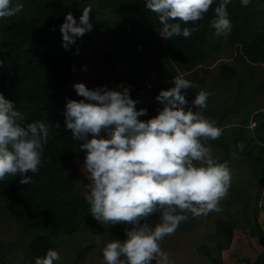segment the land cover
Wrapping results in <instances>:
<instances>
[{
    "label": "clouds",
    "instance_id": "obj_1",
    "mask_svg": "<svg viewBox=\"0 0 264 264\" xmlns=\"http://www.w3.org/2000/svg\"><path fill=\"white\" fill-rule=\"evenodd\" d=\"M230 3L219 0L215 6L214 18L208 22L213 30L210 39L230 35ZM240 3L248 6L250 0ZM213 4L214 0H145V8L157 15L162 26L159 34L166 40L198 32L197 22L205 19ZM23 7L20 2L13 5V0H0V18L12 17ZM91 12L90 6L83 8L79 22L71 12L65 15L59 31L66 51L93 30ZM189 23L193 26L182 27ZM75 54H79L78 46ZM173 82L174 87L161 90L155 98L162 108L143 121L138 118L146 116L147 110L137 109L138 101L126 86L117 91L75 83L73 88L82 99L66 101L65 127L76 141L83 142L80 148L86 153L83 170L92 183L85 200L91 216L104 224L130 225L125 240L113 239L101 249L105 264H173L161 242L190 218L221 212V201L231 187L229 162L215 159L203 143L217 140L223 132L204 114L210 93L200 90L189 106L186 90L193 87L192 82L180 76ZM23 119L15 103L0 93V181L19 176L20 184L27 185L32 182L28 173H38L43 165L52 127L45 121L22 124ZM236 148L242 152L244 144ZM154 215L158 222L149 223ZM59 260V253L49 248L45 255L35 257L34 264Z\"/></svg>",
    "mask_w": 264,
    "mask_h": 264
},
{
    "label": "trees",
    "instance_id": "obj_2",
    "mask_svg": "<svg viewBox=\"0 0 264 264\" xmlns=\"http://www.w3.org/2000/svg\"><path fill=\"white\" fill-rule=\"evenodd\" d=\"M17 2L24 5L19 13L0 18V93L15 103L16 110L24 117L22 124L45 121L50 124L52 131L42 154L43 165L39 172L28 173L32 182L22 185L19 182L21 177L8 176L0 181V195L9 197L13 207L11 216L26 233L23 249L27 264H34L35 257L45 255L49 248L54 250L52 237L78 232L82 223L91 217L90 205L85 200L90 183L83 176L87 192L82 193L75 184L72 170L75 149L81 141H76L71 131L66 129L63 116L68 99L78 101L82 98L76 94L73 85L77 83L74 75L78 55L75 53L77 46L80 52L83 44L77 38L70 50L66 51L62 47L59 27L65 15L71 12L79 22L74 4H66L65 0H13V5ZM97 2L102 12L108 13L103 17L102 25H93V30L108 34L106 42L109 48L103 52V57L109 71L105 75L122 83L134 84L135 89H138L144 77L137 74L131 77L119 75L117 65L119 62L127 66L132 63L135 70L141 68L134 47L139 39L144 42L143 32H160L162 26L158 17L145 8V0ZM218 3L219 0H214L205 19L197 22L201 26L200 30L191 37L163 38L165 53L153 60L152 66L158 68L170 58L181 72H188L210 61L211 54L218 50L222 42L236 48L235 60L237 63L244 62L247 71L239 76L236 64L219 65L218 75L222 80L236 78V93L231 102L218 109L220 123L229 125L221 126L222 135L213 142L222 153L217 158L220 162L234 155L247 158L256 178L257 198L264 184V104H251L250 97L262 88L264 78V0H250L248 6H242L240 0H231L227 6L233 25L230 35L227 39L215 36L210 39L213 30L209 28L208 22L214 18V8ZM184 26L193 25L189 23ZM253 67L261 69L262 74L260 80L248 89L253 81ZM136 107L141 108L138 104ZM203 111L214 118L207 108ZM239 113L241 116L232 123L229 119ZM138 119L147 120L150 115L147 112L146 116ZM56 124H59V128L55 127ZM238 143L244 144L242 152L236 148ZM253 217L256 225L253 234L262 246L255 261L264 264V233L257 224L256 211ZM148 222H158V216L150 217ZM193 223L194 218H190L177 231L190 230ZM129 227L125 223L106 224L104 236L107 239L102 241L98 254L103 257L101 249L113 239L125 240V229ZM233 227L229 218L216 221L214 234L219 249L229 246ZM202 253L218 263L211 256L207 245L202 246ZM246 263L252 264L248 260ZM55 264L65 263L59 260Z\"/></svg>",
    "mask_w": 264,
    "mask_h": 264
},
{
    "label": "rangeland",
    "instance_id": "obj_3",
    "mask_svg": "<svg viewBox=\"0 0 264 264\" xmlns=\"http://www.w3.org/2000/svg\"><path fill=\"white\" fill-rule=\"evenodd\" d=\"M66 4H74L78 10V18L82 14V9L91 7V23L102 25L103 17L108 13L102 12L98 6L97 0H65ZM144 42L140 39L134 47L136 58L140 61L141 68L135 70L130 63L128 66L123 62L117 65V73L125 77H131L135 74L144 77V80L138 89L134 84L122 83L114 77L105 75L109 71V66L103 57V52L109 48L106 38L107 33L92 30L80 37L82 49L77 56L76 72L74 79L77 83H84L89 89L106 86L109 89L121 90V86H126L130 90V95L138 101L141 108L147 110L150 118L155 116L162 105L155 99L161 90H167L174 87L173 78L180 76L192 82L193 87L186 90V99L191 101L200 90L210 93L207 100V110L213 113L212 120L217 125H229V123H220L218 109L229 103L236 93V78L222 80L218 75L219 65L236 64L238 75H243L247 71L245 63H237L235 60L236 48L226 42H222L218 50L211 54V60L197 65L191 71L181 72L174 60L167 58L166 62L154 68L153 60L165 53L163 37L156 32H143L141 34ZM86 69V70H85ZM253 81L248 89L260 80L261 69L253 67ZM136 92H134V90ZM242 99V97H239ZM82 99V98H81ZM251 104H264V78L262 88L257 90L250 97ZM249 102V103H250ZM247 103V105L249 104ZM195 111V109H193ZM199 111L200 109H196ZM207 117V113H204ZM233 116L229 120L234 123L237 118ZM209 118V117H208ZM219 119V121H218ZM253 123H251L252 125ZM75 149V157L72 170L75 173L74 181L82 193H86L84 183L85 176L91 184L87 173L83 170L85 151L81 150L80 144ZM203 143L211 148L215 159L221 156L220 148L215 145L213 140H204ZM232 172V183L228 195L221 201L222 211L211 212L207 216L194 218V223L190 230L176 231L174 235L164 239L161 242V248L169 256L173 264H218L208 259L202 253V246L207 245L209 252L219 262V264H247L245 258L258 264L255 261L260 253L262 246L257 237L247 236L245 232L239 230L246 223L254 219V212L257 210L258 202L261 196H264V184L261 192L256 198V178L251 171L250 164L244 155H234L228 160ZM264 173V167L262 168ZM256 203V204H255ZM255 208V210H254ZM13 207L9 197L0 195V264H27L26 255L23 249L25 244V230L13 220ZM254 210V211H253ZM257 212V211H256ZM220 218H229L233 222L235 236L227 249L219 250L217 238L214 234L216 221ZM104 223L96 221L92 216L82 223L78 232L71 235H60L52 237L54 250L60 255V260L65 264H105L102 256L98 254L100 245L107 238L104 236ZM254 233L255 229H251ZM254 230V231H253ZM81 249V250H80ZM80 250V251H79ZM124 260V257H121ZM155 264V261L152 262Z\"/></svg>",
    "mask_w": 264,
    "mask_h": 264
},
{
    "label": "crops",
    "instance_id": "obj_4",
    "mask_svg": "<svg viewBox=\"0 0 264 264\" xmlns=\"http://www.w3.org/2000/svg\"><path fill=\"white\" fill-rule=\"evenodd\" d=\"M209 119H211L210 116H208ZM260 198H264V196L260 197ZM257 207V224L259 226V228L262 230V232L264 233V199H260L259 202H258V206ZM256 228V225L254 223V220L252 218V220H250L249 222H246L242 228H240L239 230L243 231L246 233L247 236H254V237H257L256 235H254L251 231V229H255ZM236 231V230H235ZM233 230V236L231 238V240L233 239V237L235 236V232ZM254 231V230H253ZM231 242V241H230ZM230 245V244H229ZM224 249H227V248H222V249H219L221 251H223ZM212 256V255H211ZM214 258V257H213ZM209 259V258H208ZM210 260V259H209ZM245 260H247L245 258ZM212 261V260H211ZM213 262V261H212ZM219 263V262H218ZM258 264H261V263H258Z\"/></svg>",
    "mask_w": 264,
    "mask_h": 264
},
{
    "label": "water",
    "instance_id": "obj_5",
    "mask_svg": "<svg viewBox=\"0 0 264 264\" xmlns=\"http://www.w3.org/2000/svg\"><path fill=\"white\" fill-rule=\"evenodd\" d=\"M218 121H219V119H218ZM218 126V125H217Z\"/></svg>",
    "mask_w": 264,
    "mask_h": 264
}]
</instances>
